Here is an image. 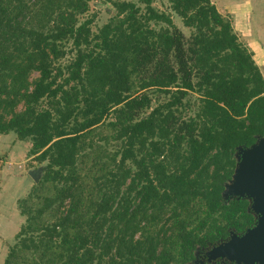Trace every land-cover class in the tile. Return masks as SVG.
Returning <instances> with one entry per match:
<instances>
[{"label": "trees", "instance_id": "trees-1", "mask_svg": "<svg viewBox=\"0 0 264 264\" xmlns=\"http://www.w3.org/2000/svg\"><path fill=\"white\" fill-rule=\"evenodd\" d=\"M90 1L0 0V134L40 165L3 264H193L256 224L222 192L264 136V78L211 0H168L189 38L154 0H103L116 14L93 33Z\"/></svg>", "mask_w": 264, "mask_h": 264}, {"label": "rangeland", "instance_id": "rangeland-1", "mask_svg": "<svg viewBox=\"0 0 264 264\" xmlns=\"http://www.w3.org/2000/svg\"><path fill=\"white\" fill-rule=\"evenodd\" d=\"M211 1L215 4L218 11L230 20L233 31L237 34L238 39L252 52L254 62L259 67L264 78V0ZM153 6L158 11L169 13L174 24L182 30L186 38H189L191 33L190 29L185 27L180 17L171 11L168 0H154ZM115 14L116 10L110 3L103 0H91L89 2L88 11L79 16V21L90 19L91 22L89 26L93 33H97L99 28L115 16ZM151 24L158 28L163 23L154 24L151 22ZM61 48L64 50V54L55 62L54 66L64 67L74 57L75 50L71 41H64L61 44ZM38 76L39 74L34 71L31 72L29 79L33 80ZM150 93L152 96V107L158 102L165 101L169 98V95L153 91V89ZM197 97L196 93H192L188 96L189 104L187 102L184 107V109H186L185 113H193L196 110L198 104ZM46 101L47 99H43L40 105L46 106ZM17 108H22V104ZM148 111L149 109L146 110V112ZM106 133L108 132L106 131ZM95 138H98V135H96ZM257 144L264 146V139L259 137ZM30 145L29 141L18 140L16 135L12 132L0 134V185L6 190L5 199H2L0 204V237L6 242L7 250L9 245L14 242V236L18 232L17 226L19 229L24 221V217L16 211L18 208L14 205L15 200L17 202L19 197L25 196L33 186V183H35L33 178L29 175V171L40 168L38 161L28 153ZM108 149L111 151L115 149V142H112L108 146ZM244 154V149H237L235 151L234 158L237 164H235V167H239L240 163L243 161ZM39 172L40 171H37L36 174L38 178ZM236 182L237 179L233 177L225 183V191L222 195L225 200L234 196L235 190L233 189V184ZM16 212H18L20 217L17 216ZM258 214L259 213H255L256 216H258ZM215 257V252L207 255V258L210 260H215ZM0 261L2 262V260ZM255 264H257V262Z\"/></svg>", "mask_w": 264, "mask_h": 264}, {"label": "water", "instance_id": "water-1", "mask_svg": "<svg viewBox=\"0 0 264 264\" xmlns=\"http://www.w3.org/2000/svg\"><path fill=\"white\" fill-rule=\"evenodd\" d=\"M259 137L264 139V136H257L256 142L252 145L237 147V149H244L245 154L239 167L234 168L231 177V179L233 177L237 179V182L233 184L235 190L233 195L251 199V209L254 213H259L256 224L242 235L232 233L227 241L208 250L207 255L215 252V259L225 258L235 264H255L256 262L264 264V146L257 144ZM37 171L38 169L29 171V175L35 181Z\"/></svg>", "mask_w": 264, "mask_h": 264}, {"label": "crops", "instance_id": "crops-1", "mask_svg": "<svg viewBox=\"0 0 264 264\" xmlns=\"http://www.w3.org/2000/svg\"><path fill=\"white\" fill-rule=\"evenodd\" d=\"M20 141H22V140H20ZM5 188L2 186L1 187V185H0V204H1V202H2V199H5V195H6V190H4ZM8 194V193H7ZM14 205L15 206H17V204H16V200H15V203H14ZM17 208V207H16ZM16 211H18V210H16ZM19 212V211H18ZM18 212H16V214H17V216L18 217H20V213L18 214ZM20 228V227H19ZM17 230H19L18 229V226H17ZM16 230V231H17ZM6 242H4V239L2 238L1 239V237H0V260H2V262H4L3 260H4V258H5V256H6ZM1 262V261H0ZM2 262L0 263V264H2Z\"/></svg>", "mask_w": 264, "mask_h": 264}, {"label": "flooded vegetation", "instance_id": "flooded-vegetation-1", "mask_svg": "<svg viewBox=\"0 0 264 264\" xmlns=\"http://www.w3.org/2000/svg\"><path fill=\"white\" fill-rule=\"evenodd\" d=\"M256 219H257V216H256ZM207 252H208V250H205V252H202L200 250L199 251H196L195 257L193 258V260L191 261V263H193V264H205L204 263V260L207 261V262H209V263H211V262H214V261L220 259V258H216L215 260H208V258H207ZM196 260H197V262H196Z\"/></svg>", "mask_w": 264, "mask_h": 264}]
</instances>
